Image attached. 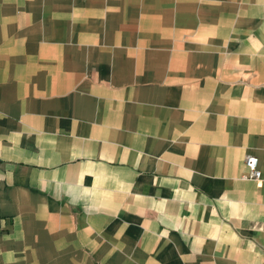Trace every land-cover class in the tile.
<instances>
[{"label": "crops", "instance_id": "obj_1", "mask_svg": "<svg viewBox=\"0 0 264 264\" xmlns=\"http://www.w3.org/2000/svg\"><path fill=\"white\" fill-rule=\"evenodd\" d=\"M0 264H264V0H0Z\"/></svg>", "mask_w": 264, "mask_h": 264}, {"label": "built area", "instance_id": "obj_2", "mask_svg": "<svg viewBox=\"0 0 264 264\" xmlns=\"http://www.w3.org/2000/svg\"><path fill=\"white\" fill-rule=\"evenodd\" d=\"M246 166L248 172L245 174V178L253 180H262L263 174L259 167V158L255 155H249L246 158Z\"/></svg>", "mask_w": 264, "mask_h": 264}]
</instances>
